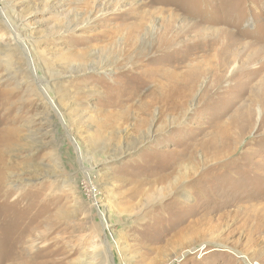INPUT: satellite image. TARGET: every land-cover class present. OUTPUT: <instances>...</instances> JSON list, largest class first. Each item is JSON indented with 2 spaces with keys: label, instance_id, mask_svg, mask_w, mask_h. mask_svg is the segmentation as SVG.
I'll return each mask as SVG.
<instances>
[{
  "label": "rangeland",
  "instance_id": "obj_1",
  "mask_svg": "<svg viewBox=\"0 0 264 264\" xmlns=\"http://www.w3.org/2000/svg\"><path fill=\"white\" fill-rule=\"evenodd\" d=\"M0 7V264H264V0Z\"/></svg>",
  "mask_w": 264,
  "mask_h": 264
},
{
  "label": "bare ground",
  "instance_id": "obj_2",
  "mask_svg": "<svg viewBox=\"0 0 264 264\" xmlns=\"http://www.w3.org/2000/svg\"><path fill=\"white\" fill-rule=\"evenodd\" d=\"M5 3V2H4ZM12 6V11H14V6L13 4H9V7ZM11 9V8H10ZM0 11H1V14H0V18L3 22V25L6 27V29L8 31L11 32L12 36H13V39L14 41L16 42V48L20 49L24 56L26 57V61L27 63L29 64V71H30V74L33 76V78H35L34 82H35V85L40 89V94L41 96L44 97V99H46V101L53 107H55V110L58 112V115L60 116L64 126H66V123L63 121V116H62V112L60 111L59 107L55 104V101H54V98L50 95V93L45 89L43 83H45L44 80H40L39 77L37 76V72H36V67H35V62L34 60L32 59V56H31V51L29 50V46L25 40L24 37H22V35L20 34L19 32V28L17 25H14V23H12V21L9 19L8 15H7V10L6 8H1L0 7ZM16 12V11H15ZM167 30V29H166ZM12 68V67H11ZM100 69V68H99ZM259 113H261V111H258ZM251 113V112H250ZM244 116H249V108L247 109V112L245 113ZM243 116V117H244ZM249 119V118H247ZM246 119V120H247ZM245 120V121H246ZM155 123V122H154ZM69 128V127H68ZM67 129L68 131V134L71 136V130L70 129ZM73 140H75V137H72ZM78 153L79 155H81V151L78 150ZM2 164H4L3 162H1ZM3 166L2 169H0V191L4 190L5 187H4V183H3V180H4V173L6 172L5 171V167L7 165H1ZM92 168V167H91ZM7 178V177H6ZM89 179H91V176H88ZM10 180V178H9ZM11 181V180H10ZM5 197V196H4ZM100 215H101V218L103 220H105V213L104 212H101L100 211ZM105 227L107 228V226L105 225ZM113 241V240H112ZM219 244V243H218ZM196 245V244H195ZM201 246H204L203 243L200 244L198 247H192L190 248V250L186 251V252H182L180 257H184L185 255H187L188 252L192 253L193 251L195 250H200L199 247ZM224 247V246H223ZM224 248H227V250L225 251H230L234 254V252H237V256H238V259L243 262V263H246V264H260L259 262H253L251 260V258L249 256H247L246 254H243V253H240L238 251H236L235 249L231 248V247H224ZM206 254V253H209V251H204L203 254ZM97 256V255H96ZM172 262H169L168 264H171ZM80 264H88L87 261L83 260L81 261Z\"/></svg>",
  "mask_w": 264,
  "mask_h": 264
}]
</instances>
